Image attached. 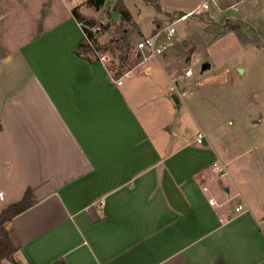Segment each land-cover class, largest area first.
I'll return each instance as SVG.
<instances>
[{"label":"crops","instance_id":"1","mask_svg":"<svg viewBox=\"0 0 264 264\" xmlns=\"http://www.w3.org/2000/svg\"><path fill=\"white\" fill-rule=\"evenodd\" d=\"M203 1L159 0V10L169 17ZM46 2L36 31L0 48V212L28 188L37 199L7 223L18 251L0 264H264V143L247 156L241 131L219 124L222 98L195 68L177 72L196 44L178 36L173 53L115 79L101 58L76 54L84 32L73 9L86 0H51L48 12ZM211 4L215 17L264 21V0ZM139 26L142 38L156 32Z\"/></svg>","mask_w":264,"mask_h":264},{"label":"rangeland","instance_id":"2","mask_svg":"<svg viewBox=\"0 0 264 264\" xmlns=\"http://www.w3.org/2000/svg\"><path fill=\"white\" fill-rule=\"evenodd\" d=\"M116 1L105 0L104 6L99 10L89 6L86 2L81 4V7L78 6L84 14L93 15L84 16L86 19H94L96 22L93 28L98 31L95 36L101 45L111 44L110 42L122 34L120 21H115L110 16ZM38 2L39 0H0V4L6 7L9 13L8 16H5L0 11V15H3L0 17V38L2 35V39L5 41L7 39L8 42L0 43V48H4L5 45L6 47L11 46L14 40H19L22 37L27 39L30 31H36L38 27L37 18L42 15V13L38 15ZM50 3L51 0H47L45 4L44 8L47 12ZM125 4L146 35L151 34L154 28L157 31L159 28L173 23L171 25L175 28V32L169 34L167 30H163L159 36L160 42L172 43L165 52L169 51V54L174 52L171 47L173 48L181 42L176 41L178 36L180 38L186 37L185 39L189 42L188 48L196 44V53H189L194 56H191L187 62L188 64L185 63L177 72L183 74L184 70L192 65L195 68L193 76L204 77L203 81L205 80V82L203 83L210 84L211 90L222 98V105L226 104L229 107L223 114H220L219 124L230 127L233 131L240 130V136L237 137L244 143L243 148L246 147L247 156H253L254 152L250 150H254L256 142L264 143V21L253 17L255 15L242 17L238 13L230 19L229 23H240L242 25L241 38L231 31L223 36H218L217 40L207 43L222 30L221 24L227 22L228 19L219 16L213 17L211 20L205 18L208 22L206 24L209 33L204 34L205 22L195 20L196 17L176 20L177 15L174 14L168 17L164 11L159 10L155 5L145 0H125ZM18 6L20 8L16 11L15 8ZM250 6L253 9L250 14L256 13L258 9L255 4L250 3ZM102 13L104 15L101 18ZM48 14L46 13L44 18L48 19ZM154 18L161 21L160 27H156L153 22ZM106 24L110 26L103 29L102 26ZM99 28L100 30H98ZM141 38L142 36H134L127 67L140 62L145 57L144 52L138 49L136 45ZM205 50L209 53L210 68L204 71V75H201V66L206 59L202 53ZM119 51L117 48L99 50L97 55L106 64L117 66L119 64ZM186 55H188V52ZM181 60L180 57L179 61ZM220 108L222 107L220 106ZM236 110L241 112L237 114L235 113ZM254 119L258 122H253ZM229 121H231L230 126ZM261 158L264 159V153L261 154Z\"/></svg>","mask_w":264,"mask_h":264},{"label":"trees","instance_id":"3","mask_svg":"<svg viewBox=\"0 0 264 264\" xmlns=\"http://www.w3.org/2000/svg\"><path fill=\"white\" fill-rule=\"evenodd\" d=\"M148 3L155 5L160 9L159 0H145ZM86 3L99 10L105 4V0H86ZM113 10L120 13V22L122 34L112 42L111 44L101 45L95 34L98 32L94 30L96 22L94 19H86V17L79 12L78 7L73 9V14L75 18L80 22L82 30L84 32L83 38L80 40L76 47V54L89 60L93 61L95 59H100L97 55L99 50H110L112 48H117L119 51L118 59L119 64L115 66L114 64H106L110 74L113 78L118 79L128 72L135 64L127 67V61L129 58L130 50L133 46L134 36H141V30L139 24L133 19L132 13L126 6L124 0H117L114 4ZM183 13V12H180ZM227 22L221 24L222 30L217 33L216 36H221L228 32H235L239 38L242 37V25L240 23H229ZM102 26V25H101ZM109 24L103 25L102 28L105 29L109 27ZM100 30V28L98 29ZM137 45V44H136ZM140 52V51H139ZM185 55L191 53L190 50L185 51ZM0 128L2 124L0 122ZM37 202L34 192L31 188H28L24 193L23 197L10 205L4 207L0 212V262L3 260H14L15 254L18 251V247L12 242L8 230L7 223L17 214L28 209L33 204ZM49 264H67L63 258L57 259Z\"/></svg>","mask_w":264,"mask_h":264},{"label":"built area","instance_id":"4","mask_svg":"<svg viewBox=\"0 0 264 264\" xmlns=\"http://www.w3.org/2000/svg\"><path fill=\"white\" fill-rule=\"evenodd\" d=\"M234 11L238 10L237 4L233 5L231 7ZM212 11V4L211 0H204L202 3L198 4L196 7H194L191 10L185 11L183 13H177V19H185V18H197V17H204L207 20H211L214 16ZM226 19H231V15L223 16ZM173 23H169L166 26L159 28L155 33L141 38L137 42V48L142 50L145 54V58L148 57H155L158 55H161L165 52V50L169 47V44L160 42L159 41V36L163 30H167L169 34H172L175 32V28L171 25ZM194 73V68L192 65L187 67L184 70V77H190ZM118 82H121V79L118 80ZM198 141H202V135L199 136ZM215 172L217 174H224L225 172V165H216L215 166ZM0 197H3V192H0ZM210 203L215 204L216 200L214 198H210ZM245 210V204L243 202H237L235 205V211L236 212H242Z\"/></svg>","mask_w":264,"mask_h":264},{"label":"water","instance_id":"5","mask_svg":"<svg viewBox=\"0 0 264 264\" xmlns=\"http://www.w3.org/2000/svg\"><path fill=\"white\" fill-rule=\"evenodd\" d=\"M207 66H208V63L206 62V63H204V64L202 65V68L204 69V68H206ZM174 98H175V100H177L176 96H174Z\"/></svg>","mask_w":264,"mask_h":264}]
</instances>
